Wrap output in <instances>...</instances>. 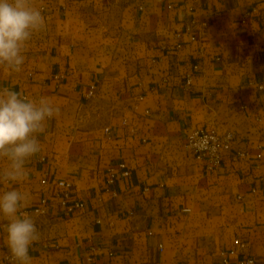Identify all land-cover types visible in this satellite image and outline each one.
Segmentation results:
<instances>
[{
  "label": "crops",
  "instance_id": "0c3cea01",
  "mask_svg": "<svg viewBox=\"0 0 264 264\" xmlns=\"http://www.w3.org/2000/svg\"><path fill=\"white\" fill-rule=\"evenodd\" d=\"M29 3L45 26L19 72L0 67V88L60 109L38 135L27 178L0 183V194H29L22 211L39 232L30 264H223L236 238L247 247L230 253L232 264L244 254L264 264V0ZM189 19L196 40L183 32ZM192 128L236 134L218 170L186 145ZM238 149L247 155L234 158ZM121 161L130 175L113 196L107 169ZM62 179L85 203L70 215L56 194ZM7 223L0 214V264H17L5 258Z\"/></svg>",
  "mask_w": 264,
  "mask_h": 264
},
{
  "label": "clouds",
  "instance_id": "9594fccd",
  "mask_svg": "<svg viewBox=\"0 0 264 264\" xmlns=\"http://www.w3.org/2000/svg\"><path fill=\"white\" fill-rule=\"evenodd\" d=\"M44 26V17L29 0H0V67L19 72L27 42ZM59 111L48 97L29 100L0 88V160L6 162L0 168V183L20 184L27 178L26 163L40 151L38 135ZM28 200L29 194L15 187L0 194V214L8 221L7 246L17 264H30L29 246L39 239L33 219L22 211Z\"/></svg>",
  "mask_w": 264,
  "mask_h": 264
},
{
  "label": "built area",
  "instance_id": "2783aa9c",
  "mask_svg": "<svg viewBox=\"0 0 264 264\" xmlns=\"http://www.w3.org/2000/svg\"><path fill=\"white\" fill-rule=\"evenodd\" d=\"M166 7L168 9L172 8V0H167ZM250 12L247 11L244 15L242 22L246 21L247 15ZM197 22L194 19H189L185 23V28L183 32L189 33L191 40H196L198 34H200V29L196 28ZM202 28L207 27L206 22L200 23ZM183 32L176 33V37L179 38ZM182 43L179 41L176 43L175 48L180 49ZM193 72H189L186 75V85L189 86L192 82V76L194 71L198 69V65H194ZM260 89L263 88L262 83H258ZM95 86H92L88 92V96H94ZM105 132L109 133L110 128L106 127ZM184 140L186 145L193 151L195 158L204 161L205 168L208 171H216L220 168L222 160L225 155L231 153L234 148L236 134L233 131H227L224 133H219L215 129L208 128H192L187 130L184 135ZM247 155V151L244 149H238L234 155V158H241ZM130 175V170L124 161L118 162L117 164L111 165L107 169V179H106V189L112 193L113 196L117 195L114 188L118 178L128 177ZM45 181V180H44ZM58 186L57 196L60 198L61 205L65 208V214L70 215L77 209H83L85 203L82 200H72L74 184L68 180H58L56 181ZM43 206L35 209L36 212L45 213L44 205H46V200H42ZM246 243L242 242L239 238L234 240V247L230 251H222V262L223 264H232L229 255L230 253H239L240 249L244 250L246 248ZM93 249H95L93 247ZM162 249V246H161ZM6 259H14L10 254H7ZM234 264H255V259L248 254H244L239 257Z\"/></svg>",
  "mask_w": 264,
  "mask_h": 264
}]
</instances>
